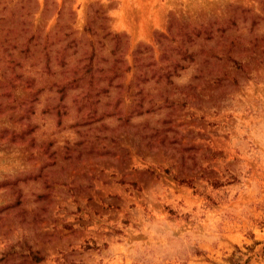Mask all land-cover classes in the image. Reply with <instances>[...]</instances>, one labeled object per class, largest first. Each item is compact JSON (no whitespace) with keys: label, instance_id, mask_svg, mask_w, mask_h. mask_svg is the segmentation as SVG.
<instances>
[{"label":"rangeland","instance_id":"374dc122","mask_svg":"<svg viewBox=\"0 0 264 264\" xmlns=\"http://www.w3.org/2000/svg\"><path fill=\"white\" fill-rule=\"evenodd\" d=\"M232 256L264 264V0H0V264Z\"/></svg>","mask_w":264,"mask_h":264},{"label":"trees","instance_id":"16d2710c","mask_svg":"<svg viewBox=\"0 0 264 264\" xmlns=\"http://www.w3.org/2000/svg\"><path fill=\"white\" fill-rule=\"evenodd\" d=\"M189 181V180H188ZM179 182H185L184 180H179ZM238 251V250H237ZM34 259L36 260V261H38V260H40V258L39 257H37V256H34ZM230 261H229V264H241V260H242V258L240 257V256H238V257H234V256H232V257H230V259H229Z\"/></svg>","mask_w":264,"mask_h":264}]
</instances>
